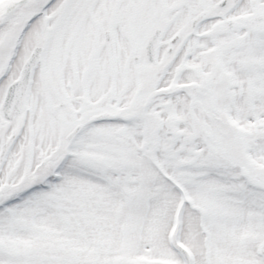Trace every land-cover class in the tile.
Returning <instances> with one entry per match:
<instances>
[{"label": "snow or ice", "instance_id": "1", "mask_svg": "<svg viewBox=\"0 0 264 264\" xmlns=\"http://www.w3.org/2000/svg\"><path fill=\"white\" fill-rule=\"evenodd\" d=\"M0 264H264V0H0Z\"/></svg>", "mask_w": 264, "mask_h": 264}]
</instances>
